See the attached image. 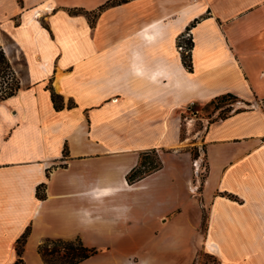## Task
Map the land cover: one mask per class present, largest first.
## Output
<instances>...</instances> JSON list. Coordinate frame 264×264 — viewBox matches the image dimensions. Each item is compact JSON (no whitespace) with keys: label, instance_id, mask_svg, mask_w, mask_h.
<instances>
[{"label":"crops","instance_id":"obj_1","mask_svg":"<svg viewBox=\"0 0 264 264\" xmlns=\"http://www.w3.org/2000/svg\"><path fill=\"white\" fill-rule=\"evenodd\" d=\"M108 1L0 0V44L20 81L0 102V264L16 261L27 227L24 264H44V239L78 237L98 250L80 264H192L199 249L245 264L217 247L264 264V0H129L93 21L70 13ZM227 93L245 108L200 118L197 131L185 119ZM188 133L200 134L205 167L189 162ZM152 149L162 168L129 184Z\"/></svg>","mask_w":264,"mask_h":264},{"label":"trees","instance_id":"obj_2","mask_svg":"<svg viewBox=\"0 0 264 264\" xmlns=\"http://www.w3.org/2000/svg\"><path fill=\"white\" fill-rule=\"evenodd\" d=\"M127 1L129 0H109L107 3L100 6L97 11H93L90 14L89 12L78 9L70 10V13H85L89 17V19L91 18L92 20L105 8L109 6L119 5ZM198 21V19L194 20L187 27L186 30L188 34L191 28L194 27ZM192 45L193 43L191 38H187L186 40H184L183 45L181 47L183 48V64L190 72L193 71V66L190 57V50L192 48ZM19 89L20 81L0 44V102L15 95L19 91ZM50 96L54 109L56 111L63 109L64 103L62 97L56 94L52 88H50ZM228 101L239 102V98L231 93H227L213 98L209 101V104H213L215 106V109L218 110L223 107L222 105H224ZM69 106H71V104ZM239 111L240 110L237 109L234 112ZM228 116L229 115L220 119H225ZM66 155L67 152L65 149L64 156ZM161 168L162 162L159 160L157 151L155 149L143 152L140 155V159L137 166L133 168L127 175V182L129 184H133L151 175L152 173L156 172ZM42 187L43 185H40L37 188V197L39 199L45 198V193L41 191ZM29 234L30 227H27L24 233L17 239L15 248L17 259L13 264H24L23 253ZM37 252L40 255L44 264H80L97 254L98 250L85 246L83 241L79 237L73 240H64L60 238H46L38 245Z\"/></svg>","mask_w":264,"mask_h":264},{"label":"rangeland","instance_id":"obj_3","mask_svg":"<svg viewBox=\"0 0 264 264\" xmlns=\"http://www.w3.org/2000/svg\"><path fill=\"white\" fill-rule=\"evenodd\" d=\"M223 107H221L220 109H215V106L213 104H209L206 103L204 105H196L193 106V108L189 109L186 111L185 113V119H197V123L195 125V130H202L203 126L202 123L200 121V118L205 119L209 122L216 120V119H220L223 118L227 115L232 114L236 109H243L245 108V105H242L241 103H238L236 101H228L226 102L224 105H222ZM186 122V121H185ZM185 133H187L184 125L182 127V133H181V138H185ZM203 144L200 140V134L199 133H194L193 135H189L188 133V138H187V144L185 145V151L187 153V157L189 162H197L200 161L199 158L201 156V153L203 151ZM158 158L161 161V158L159 157V153L157 152ZM162 162V161H161ZM201 164L203 165V167H205V159L203 158L202 161H200ZM163 166V164H162ZM203 176H205V173H207V168L205 170V172H202ZM204 229H205V215H203L202 218V223H201V227H200V231L202 233H204ZM255 250L258 251L259 248V244L258 241L255 243ZM215 251L220 254V256L223 257H228V254H232L234 255V257H236L235 259L241 260L242 262H244L245 264H253L252 262V258L253 257H244L241 252L236 249L235 251H228L225 250L223 248L217 247L215 248ZM255 260L257 261V256L254 257ZM28 260L29 263L32 264V261L30 260V256L28 255ZM192 264H219L217 259L214 258L213 256H210L209 254H206V252H204L202 249H199V251L196 253L194 259H193V263Z\"/></svg>","mask_w":264,"mask_h":264},{"label":"built area","instance_id":"obj_4","mask_svg":"<svg viewBox=\"0 0 264 264\" xmlns=\"http://www.w3.org/2000/svg\"><path fill=\"white\" fill-rule=\"evenodd\" d=\"M195 1H200V0H195Z\"/></svg>","mask_w":264,"mask_h":264}]
</instances>
